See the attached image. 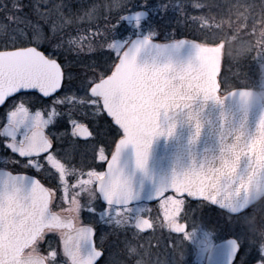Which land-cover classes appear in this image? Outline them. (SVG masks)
Returning a JSON list of instances; mask_svg holds the SVG:
<instances>
[{"label":"snow or ice","instance_id":"obj_1","mask_svg":"<svg viewBox=\"0 0 264 264\" xmlns=\"http://www.w3.org/2000/svg\"><path fill=\"white\" fill-rule=\"evenodd\" d=\"M79 11L61 0V23L49 18L46 32L47 13L0 0V240L9 242L0 264H115L114 250L135 253L157 225L166 247L174 236L192 245L195 264H264V240L247 230L259 189L242 195L240 178L223 171L157 181L142 158L135 168L124 159L134 110L171 76L161 57L186 43L183 21L170 17L184 15L180 0H108L84 9V27ZM61 24L77 25L75 37L65 40ZM41 236L47 253L17 258L23 238L30 247Z\"/></svg>","mask_w":264,"mask_h":264},{"label":"water","instance_id":"obj_2","mask_svg":"<svg viewBox=\"0 0 264 264\" xmlns=\"http://www.w3.org/2000/svg\"><path fill=\"white\" fill-rule=\"evenodd\" d=\"M180 52L163 56L171 76L151 89L133 112L124 159L143 166L159 181L201 172L230 173L246 192L264 195V102L253 88L219 95L223 43L185 40ZM211 50L209 60L205 51ZM242 177V178H241ZM150 186V184H149ZM7 241L0 240V246ZM30 243L17 244V258Z\"/></svg>","mask_w":264,"mask_h":264},{"label":"rangeland","instance_id":"obj_3","mask_svg":"<svg viewBox=\"0 0 264 264\" xmlns=\"http://www.w3.org/2000/svg\"><path fill=\"white\" fill-rule=\"evenodd\" d=\"M171 1L172 3H177V0ZM181 1H183L184 4L196 2L195 4L197 5L196 7L189 8V11H187V8H185L186 5L183 4L185 8L183 16L188 19V22L208 20L207 15L209 13H206L205 9L211 8V12H219L218 9L220 7H218L217 4L220 3L222 4L221 6L224 4L227 5L226 8L230 10L215 13L217 16L213 14V18L211 19L216 20L218 23V25L215 24L217 25L216 32L214 29L212 31V33L214 32V40L226 38V46L224 45L223 48L221 65H227V70L230 71L228 74L226 72V77L224 75V78H219L220 87L224 85L223 83L227 84L228 89L233 88L235 83L246 84V86L252 85L253 87L250 88L259 91L264 102V0H260L259 4L254 3V0H235V2H232V0H203L201 2H197L198 0H180V2ZM25 3L35 5L42 14H48L42 20L46 32L49 30V18L58 24L61 23L56 15L57 5L61 3V0H25ZM63 3H71L73 9L80 10L79 14L85 16L84 9H88L94 4L106 5L108 0H63ZM27 11L31 14V8L27 9ZM63 11L67 12L68 9L65 8ZM102 12L106 14V11L103 9ZM176 14L175 11L170 13V17L171 19L173 18V21L179 19V16ZM231 17H233V19H231ZM33 19H36L35 15H33ZM87 23L88 21L85 16V19L80 21L79 26L84 27ZM184 26L185 25L182 24L181 28ZM61 27L63 28L65 40L70 36L75 37L77 34L73 30L77 25L64 27V25L61 24ZM124 27L125 29H131L132 25L125 21ZM89 31L91 30L89 29ZM84 35L87 36V33H84ZM220 93H222V91H220ZM250 217L251 216H249L247 222L248 234L252 231L251 224L252 226L254 225L253 233H255L254 230L256 226L255 219L251 221ZM262 217H264V214H262ZM38 244L39 241L36 240L31 249L37 247Z\"/></svg>","mask_w":264,"mask_h":264},{"label":"flooded vegetation","instance_id":"obj_4","mask_svg":"<svg viewBox=\"0 0 264 264\" xmlns=\"http://www.w3.org/2000/svg\"><path fill=\"white\" fill-rule=\"evenodd\" d=\"M83 139V138H82ZM195 206V203L192 205ZM61 209H64L67 206L66 204L60 205ZM253 208L256 209L254 215H251L250 219L253 221L255 219V230L253 233V227L251 224V232L250 236L257 238L258 240H264V195L259 197L258 200L255 201ZM155 216L156 207L153 204V210L151 213ZM60 215L62 216H71L73 213L69 211H61ZM192 219H196L198 222L200 220L199 214L196 212L190 213ZM82 219L87 222V213H82ZM77 223H79V218H77ZM206 228L209 231L215 229V223L212 220H205L204 221ZM50 229L45 228L44 232L47 233ZM54 231V230H53ZM253 233V234H252ZM151 239L148 236H139L138 240L135 241L136 244V252L129 254L126 250H121L115 253V264H134L133 261L139 260L140 264H187V260L191 262V264H195V259L193 256L194 248L192 245L188 244L187 242H183L179 237H172L175 241L174 246L169 248L165 246L164 237L167 236V229H162L159 225H157V229L155 233H151ZM45 236H41L39 239V244L37 247L31 249L33 243L30 247H26L21 255L28 256L29 253L34 252L39 255H44L47 253L48 249L45 247V244L42 242L45 240ZM113 237L109 236L108 240H112ZM51 242L54 247L59 249L60 240L57 236L53 235L51 237ZM135 259V260H133ZM49 264H52V261L49 260Z\"/></svg>","mask_w":264,"mask_h":264},{"label":"trees","instance_id":"obj_5","mask_svg":"<svg viewBox=\"0 0 264 264\" xmlns=\"http://www.w3.org/2000/svg\"><path fill=\"white\" fill-rule=\"evenodd\" d=\"M188 1V0H187ZM203 0H198L197 2H201ZM167 2V0H166ZM172 2V1H171ZM232 2H235V0H232ZM260 0H254V3L259 4ZM182 5L184 4L183 1H181ZM196 3V2H195ZM194 3L193 2H189L186 3L184 5L185 8H187V11H189V8H192ZM222 4H217L218 7H220L218 10L220 11H227L230 9H227V5H223ZM229 6V5H228ZM184 8V7H183ZM184 8V11H185ZM192 12V11H191ZM206 13H209L208 16V20H204V21H195V22H188V19L185 18L184 16H179V20L183 21V25H185L183 28H181V30L184 31V36L180 37V39H184V40H189V41H193V42H198L201 44H205V45H215V44H219L222 43V41H224V45L226 46V38H220V39H216V41L214 40V36H213V29L216 32V28H217V21L216 20H211L213 18V14L215 13H219V12H211V8L205 9ZM229 12V11H228ZM153 15L157 18L160 19V13L159 11H155L153 13ZM177 15V14H176ZM216 15V14H215ZM217 16V15H216ZM231 19H233V17H231ZM173 20V18H172ZM217 24V25H215ZM212 33V34H211ZM226 65V64H225ZM227 66V65H226ZM226 66H222L220 68V74H219V78H224L227 76L228 72L230 70H227ZM227 72V74H226ZM224 80V79H223ZM224 85H221L220 87V91H222V93H226L227 91H230L234 88H240L242 86H246V84H242V83H235L233 88L228 89V86L226 83H223ZM246 87H253L252 85H247Z\"/></svg>","mask_w":264,"mask_h":264}]
</instances>
